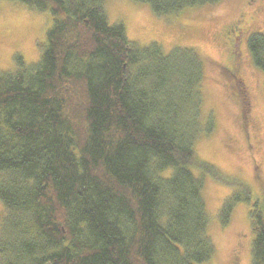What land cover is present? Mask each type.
<instances>
[{
  "label": "trees",
  "instance_id": "1",
  "mask_svg": "<svg viewBox=\"0 0 264 264\" xmlns=\"http://www.w3.org/2000/svg\"><path fill=\"white\" fill-rule=\"evenodd\" d=\"M48 10L39 61L0 72V264H204L214 254L200 161L203 61L191 48H138L105 0H10ZM156 15L223 0H134ZM264 75V34L246 38ZM198 174V175H196ZM235 193L219 210L226 227ZM244 200H243V199ZM264 264V195L249 213Z\"/></svg>",
  "mask_w": 264,
  "mask_h": 264
},
{
  "label": "rangeland",
  "instance_id": "2",
  "mask_svg": "<svg viewBox=\"0 0 264 264\" xmlns=\"http://www.w3.org/2000/svg\"><path fill=\"white\" fill-rule=\"evenodd\" d=\"M103 11L110 25H123L128 41L138 48L154 43L165 54L175 48H191L202 59L201 123L212 118L214 128L196 137L195 153L225 179L233 180L230 185L204 177L203 197L215 250L204 264H251L249 213L252 203L260 202L264 195V75L253 67L245 42L253 33L264 34V0H223L165 15H156L149 5L134 0H105ZM51 24L48 10L0 0V72L16 74V61L25 67L35 65ZM232 24H237L241 33L237 52L249 91L248 111L232 95L220 68L228 48L224 30ZM236 182L245 185L251 201L242 198L244 201L237 202L228 225L221 227L219 210L223 203L235 193L245 195Z\"/></svg>",
  "mask_w": 264,
  "mask_h": 264
},
{
  "label": "flooded vegetation",
  "instance_id": "3",
  "mask_svg": "<svg viewBox=\"0 0 264 264\" xmlns=\"http://www.w3.org/2000/svg\"><path fill=\"white\" fill-rule=\"evenodd\" d=\"M256 1L257 0H251V2ZM224 32L228 48L225 62L223 64L219 63L220 68L222 69L223 78L233 90L232 95L240 100L242 106L248 111L249 91L241 75V58H239V53L237 52V36L241 34L240 29L237 27V24H232L231 26H228Z\"/></svg>",
  "mask_w": 264,
  "mask_h": 264
}]
</instances>
